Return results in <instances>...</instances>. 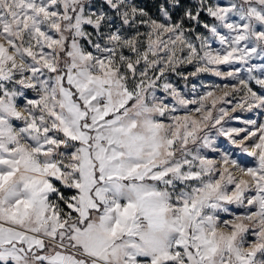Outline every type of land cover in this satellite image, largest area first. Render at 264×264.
<instances>
[{
    "label": "snow or ice",
    "instance_id": "1",
    "mask_svg": "<svg viewBox=\"0 0 264 264\" xmlns=\"http://www.w3.org/2000/svg\"><path fill=\"white\" fill-rule=\"evenodd\" d=\"M0 264H264V0H0Z\"/></svg>",
    "mask_w": 264,
    "mask_h": 264
},
{
    "label": "rangeland",
    "instance_id": "2",
    "mask_svg": "<svg viewBox=\"0 0 264 264\" xmlns=\"http://www.w3.org/2000/svg\"><path fill=\"white\" fill-rule=\"evenodd\" d=\"M203 79L207 81H216L218 83H221V81H219L215 77H203ZM173 82L178 84L179 87L182 88L185 92H190L193 84L197 86L198 90H200L201 88V78L200 77L190 78V82L187 84V86H185V82L178 77H174ZM243 115H251V114H243Z\"/></svg>",
    "mask_w": 264,
    "mask_h": 264
}]
</instances>
